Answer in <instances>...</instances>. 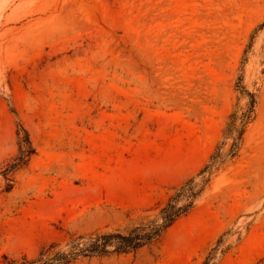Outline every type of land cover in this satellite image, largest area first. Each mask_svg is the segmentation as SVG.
Instances as JSON below:
<instances>
[{
    "label": "rangeland",
    "instance_id": "obj_1",
    "mask_svg": "<svg viewBox=\"0 0 264 264\" xmlns=\"http://www.w3.org/2000/svg\"><path fill=\"white\" fill-rule=\"evenodd\" d=\"M189 179L159 239L70 264H264V0H0V264L127 233Z\"/></svg>",
    "mask_w": 264,
    "mask_h": 264
},
{
    "label": "trees",
    "instance_id": "obj_2",
    "mask_svg": "<svg viewBox=\"0 0 264 264\" xmlns=\"http://www.w3.org/2000/svg\"><path fill=\"white\" fill-rule=\"evenodd\" d=\"M243 88V87H242ZM245 91V90H244ZM250 101L247 110L240 117L236 114L230 116V123L227 135L233 139L230 153L236 154V149L240 144L245 127L253 120L256 108V96L249 94ZM240 120V126L238 121ZM219 156L213 157V165L217 162ZM210 166H207L208 169ZM203 188H197L194 179H189L183 184L176 194L170 197L166 206L160 212L157 219L149 220L139 226L132 228L127 233L119 231L115 233H97L85 238L78 237L69 251L62 249H47L41 253V258L36 261H30L23 258L22 264H70L81 256H103L112 252L128 253L137 252L146 245L159 239L165 231L170 228L179 218L187 215L195 206V202L201 195ZM112 247L113 249H109ZM54 248V246H51ZM212 255L208 256L205 264H209ZM10 264H17L12 261Z\"/></svg>",
    "mask_w": 264,
    "mask_h": 264
}]
</instances>
